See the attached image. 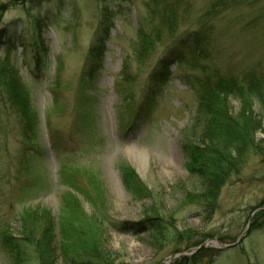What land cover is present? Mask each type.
Here are the masks:
<instances>
[{
	"label": "rangeland",
	"instance_id": "374dc122",
	"mask_svg": "<svg viewBox=\"0 0 264 264\" xmlns=\"http://www.w3.org/2000/svg\"><path fill=\"white\" fill-rule=\"evenodd\" d=\"M208 1L187 0L191 14L170 34L148 0H0V66L17 70L33 118L24 133L0 104V264H39L23 233L42 213L68 254L85 252L72 240L82 232L72 226L84 224L90 244L111 250L115 264H264V224L233 249L191 253L212 240L233 244L264 200V118L261 154L222 189L216 209L184 200L202 190L181 152L188 134L199 133L194 91L207 80L264 72V18L252 24L258 9L241 7L212 22L207 59L189 51L161 75L168 47L194 29ZM94 46L98 61L90 59ZM156 216L162 220L138 231ZM186 233L190 241L179 242ZM178 251L187 256L165 262Z\"/></svg>",
	"mask_w": 264,
	"mask_h": 264
},
{
	"label": "trees",
	"instance_id": "16d2710c",
	"mask_svg": "<svg viewBox=\"0 0 264 264\" xmlns=\"http://www.w3.org/2000/svg\"><path fill=\"white\" fill-rule=\"evenodd\" d=\"M261 4H264V0H209L205 11L193 24L194 29L187 30L180 38L172 40L167 54L159 63V68H162L161 75L165 77L168 74V67L174 61H179L186 56L189 51L197 52L199 59H207L208 33L211 31L212 22L221 14L241 7L258 9L254 22H251L255 24L264 18V6L261 8ZM106 10V8L102 10L104 15L107 13ZM148 10L153 17L158 15L157 10L160 11L159 27H163L170 34L177 32L184 14L187 16L191 14L187 0H148ZM103 27L101 37L102 32L107 34L108 25ZM9 39L5 40L7 47H11V44H8ZM139 47L141 53V49L142 51L145 49V40L140 42ZM101 53L102 50L94 46L90 59L100 60ZM36 55L41 59L39 53ZM151 79H155L154 75ZM194 92L197 94V108L193 123L194 129L199 133L198 136L193 133L188 134V139L191 141L188 139L184 141L181 152L187 161L186 171L196 179L202 190L199 194H186L184 200L188 201V204L203 206L205 212L209 213L216 209L221 191L228 182L241 174L252 156L260 155L262 152L256 140V134L263 131L264 72L253 69L243 73L240 78L207 80L200 84L199 91L197 89ZM231 101L238 104L237 111L232 110ZM0 104L4 110L18 117L24 133L30 130L33 118L28 111L29 100L22 88L17 70L11 64L8 67L0 66ZM130 173L132 177H136L133 172ZM140 187L146 194L149 193L143 184H140ZM263 204L264 200L258 207ZM160 220L162 219L158 216L147 217L144 222L138 224V231L149 230V225ZM170 224L171 227L174 226ZM263 224L264 210H261L254 215L249 231L258 229ZM37 227L40 228L36 230ZM72 227L82 231L78 232L75 239L72 238L86 247L81 255L68 254L65 252V245L61 244L59 247L55 244L56 225L46 213H42L41 219L31 218L29 223L25 224L23 239L33 244L39 264H58L59 259L60 264H115V254L111 250L102 247L98 241L90 244V239L87 238V234H84L86 225ZM161 229L160 224L157 226L155 224L157 234L163 233ZM64 233L66 235L65 231ZM186 235L188 234L177 235L178 241H190L191 237ZM60 239L64 240L61 237ZM200 253L209 254L206 250ZM175 264H188V262L187 259H182L177 260Z\"/></svg>",
	"mask_w": 264,
	"mask_h": 264
},
{
	"label": "water",
	"instance_id": "95a60500",
	"mask_svg": "<svg viewBox=\"0 0 264 264\" xmlns=\"http://www.w3.org/2000/svg\"><path fill=\"white\" fill-rule=\"evenodd\" d=\"M261 210H264V205L261 206V207H259V208H256V209L251 213V215H250L249 218H248V222H247V225H246V228H245L244 232L238 237V239H237L233 244H230V245H224V244H221L220 242H218V241H216V240H212V241H209V242H207V243H205V244L199 246L198 248H195V249L191 250V253L193 254V253L197 252V251L200 250V249L207 248L208 245H212V246H214V248H216V249L219 250V251H225V250H228V249H232V248L237 247V246L243 241V239L245 238V236H246V234H247V232H248V230H249V228H250V224H251V221H252L253 216H254L257 212H259V211H261ZM191 253H190V254H191ZM179 256H187V253H186V252H179L178 254H175V255L170 256L168 259L165 260V262H168V261H170V260H173V259H175V258H177V257H179Z\"/></svg>",
	"mask_w": 264,
	"mask_h": 264
}]
</instances>
